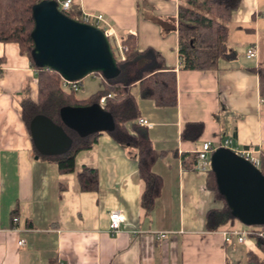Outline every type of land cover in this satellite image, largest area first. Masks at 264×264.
I'll list each match as a JSON object with an SVG mask.
<instances>
[{"label":"crops","instance_id":"0c3cea01","mask_svg":"<svg viewBox=\"0 0 264 264\" xmlns=\"http://www.w3.org/2000/svg\"><path fill=\"white\" fill-rule=\"evenodd\" d=\"M73 3L80 15L102 14L119 40L133 35L138 50L161 53L176 72V107H157L133 92L138 119L149 123L145 128L153 148L165 154L153 166L163 181L161 195L147 215L140 205L143 185L133 152L105 134L75 156L77 168L97 171L95 192H78L74 174L33 158L21 101L36 100V72L17 44L0 43V264H247L249 255L264 263L259 241L226 243L222 233L230 227L206 230L207 212L223 204L194 161L203 143L226 138L238 151L253 148L259 158L264 152V98L256 73L264 67V0H240L230 19L221 22L227 28L228 57L206 71L181 69V0ZM250 48L256 49V59L246 57ZM89 76L86 83L79 81L76 96L85 84L91 90L83 99L101 90L103 76ZM188 123L204 125L197 142L181 139ZM113 211L125 219L115 236L109 233Z\"/></svg>","mask_w":264,"mask_h":264},{"label":"trees","instance_id":"16d2710c","mask_svg":"<svg viewBox=\"0 0 264 264\" xmlns=\"http://www.w3.org/2000/svg\"><path fill=\"white\" fill-rule=\"evenodd\" d=\"M40 2L53 0H0V43L17 44L20 53L28 58L36 72V100L26 97L21 101V119L30 135L33 121L43 118L69 141L65 151L51 154L41 153L34 143L33 158L57 165L62 174H74L78 192H95L99 186L97 171L87 167L77 168L75 156L91 149L98 138L105 134L119 146L133 152L143 185L140 205L148 215L153 211L163 186L162 178L153 172V166L165 154L153 148L147 128L136 123L140 113L133 92L138 91L141 98L151 100L157 107H176V72L166 66L161 53L153 48L138 50L137 39L133 35H127L120 38V44L125 48V60L117 61L113 75L105 77L101 74L103 80L100 91L87 99H78L71 89L64 88L66 80L59 73L36 64L31 57L33 8ZM239 2L240 0H181L177 12L181 69L214 70L221 60L228 57L227 28L221 22L230 19ZM66 15L80 20L78 6L73 3ZM256 73L259 78V95L264 98V67L256 69ZM107 95L112 97L105 100L103 110L112 120L110 130L81 133L63 122L64 110L99 105V100ZM203 132L202 123H188L183 128L181 139L197 142ZM260 160L264 175V152L260 154ZM194 161H197V156ZM206 182L207 187L223 204L221 209L207 212L206 230L217 232L224 227H232L239 220L220 193L211 169L206 173ZM258 244L264 246L263 242L259 241ZM247 264L264 263L249 255Z\"/></svg>","mask_w":264,"mask_h":264},{"label":"water","instance_id":"95a60500","mask_svg":"<svg viewBox=\"0 0 264 264\" xmlns=\"http://www.w3.org/2000/svg\"><path fill=\"white\" fill-rule=\"evenodd\" d=\"M33 21L31 57L36 64L53 69L68 82L115 73L117 61L100 28L69 18L54 2L38 3L33 8ZM62 119L66 126L81 133L106 132L112 127V120L99 105L66 109ZM31 134L41 153H59L68 148L65 136L43 118L33 121ZM211 170L239 222L264 226V175L225 148L212 154Z\"/></svg>","mask_w":264,"mask_h":264},{"label":"built area","instance_id":"2783aa9c","mask_svg":"<svg viewBox=\"0 0 264 264\" xmlns=\"http://www.w3.org/2000/svg\"><path fill=\"white\" fill-rule=\"evenodd\" d=\"M53 2L57 5L58 9L66 14L69 12L71 6L73 5V0H53ZM81 23L94 25L100 28L105 36L108 39L111 50L116 61H124V51L125 48L120 44V40L116 37L114 31L111 26L105 21L102 14H89V13H81L80 20H77ZM246 57L248 59H256L257 53L255 48L248 49L246 53ZM64 88L71 89L76 92L80 88V82H68L65 81L63 83ZM112 95H107L102 97L99 100V104L103 107L105 100L107 98H111ZM264 102V100L262 101ZM137 123L140 126L148 127L149 123L143 119H137ZM220 148L229 149L234 152L236 155L244 158L246 161L250 162L251 165L261 172L262 163L260 158L257 156V151L253 148H249L245 151H238V149H234L233 141L230 138L223 139L218 141L217 143L205 142L202 145V148L197 153V163L198 169L204 173H207L211 169V156L212 154ZM262 173V172H261ZM109 233L112 236L119 234L124 225V215L120 211H113L109 213ZM13 223H18V218H12ZM223 236L226 243H229L232 239H235L237 243H243L246 240H254L260 241L264 243V226H247L242 224L241 222H236L232 227L228 230L223 231ZM19 245L22 247L24 245V241H20Z\"/></svg>","mask_w":264,"mask_h":264},{"label":"rangeland","instance_id":"374dc122","mask_svg":"<svg viewBox=\"0 0 264 264\" xmlns=\"http://www.w3.org/2000/svg\"><path fill=\"white\" fill-rule=\"evenodd\" d=\"M91 77H87V78H84L83 81L84 83H86L87 81H89ZM86 86L77 94V98L78 99H83V98H86V96L89 94L91 88L90 86H88V84H85Z\"/></svg>","mask_w":264,"mask_h":264}]
</instances>
